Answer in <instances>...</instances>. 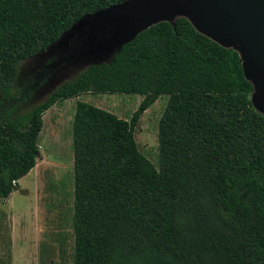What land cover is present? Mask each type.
Instances as JSON below:
<instances>
[{"label":"trees","instance_id":"obj_1","mask_svg":"<svg viewBox=\"0 0 264 264\" xmlns=\"http://www.w3.org/2000/svg\"><path fill=\"white\" fill-rule=\"evenodd\" d=\"M128 0H0V200L40 159L44 115L84 95H139L128 121L78 101L72 264H264V114L239 53L179 17L28 108L21 67L84 17ZM162 95L159 168L136 128Z\"/></svg>","mask_w":264,"mask_h":264},{"label":"rangeland","instance_id":"obj_2","mask_svg":"<svg viewBox=\"0 0 264 264\" xmlns=\"http://www.w3.org/2000/svg\"><path fill=\"white\" fill-rule=\"evenodd\" d=\"M182 17V16H179ZM70 46L23 63L19 86L32 91L28 108L44 102L87 65L101 60L65 62ZM255 93L258 86H255ZM253 97V95H252ZM170 96L162 95L142 115L136 128L139 150L159 168V122ZM85 102L130 120L143 101L139 95H84L54 106L44 115L37 168L21 180L19 190L0 200V264H72L74 150L72 125L76 103ZM29 176V177H28Z\"/></svg>","mask_w":264,"mask_h":264},{"label":"water","instance_id":"obj_3","mask_svg":"<svg viewBox=\"0 0 264 264\" xmlns=\"http://www.w3.org/2000/svg\"><path fill=\"white\" fill-rule=\"evenodd\" d=\"M179 16L214 42L239 53L246 77L258 86L253 105L264 114V0H128L76 22L37 57L66 50L71 43L75 54L65 62L101 60L86 68L111 63L140 33L161 22L174 23Z\"/></svg>","mask_w":264,"mask_h":264},{"label":"crops","instance_id":"obj_4","mask_svg":"<svg viewBox=\"0 0 264 264\" xmlns=\"http://www.w3.org/2000/svg\"><path fill=\"white\" fill-rule=\"evenodd\" d=\"M75 99H79V98H75ZM76 104H77V103H76ZM36 168H37V165H36L35 169H36ZM28 177H29V176H28ZM20 182H21V181H19V187H20V184H21Z\"/></svg>","mask_w":264,"mask_h":264}]
</instances>
